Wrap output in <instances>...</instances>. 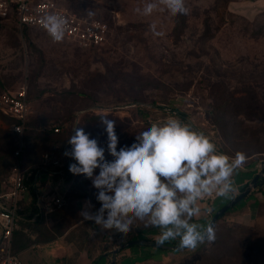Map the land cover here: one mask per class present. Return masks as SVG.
I'll return each mask as SVG.
<instances>
[{"label":"rangeland","instance_id":"rangeland-1","mask_svg":"<svg viewBox=\"0 0 264 264\" xmlns=\"http://www.w3.org/2000/svg\"><path fill=\"white\" fill-rule=\"evenodd\" d=\"M59 1L76 13L105 21L109 39L100 49L87 50L67 40L54 42L39 31L0 28V93L27 85L32 110L22 136L0 127V195L7 191L5 181L17 162L14 155L21 141L24 169L42 167L43 155L53 147L62 163H76L64 153L71 149L67 140L77 120L105 146L100 120H114L119 150L135 142V136L153 122L172 116V108L209 136L219 151L229 156L243 152L247 161L242 168L252 169L264 160L262 0H186L190 13L178 17L166 10L150 17L138 15L135 9L145 0ZM152 23L164 31L163 38L153 36ZM52 125L62 127L59 136L50 134ZM106 158L111 159L107 153ZM256 174L240 169L233 180ZM59 180L64 188L54 193L64 205L39 221L36 242L61 235L62 248L68 249L62 264H78L82 252L91 258L105 251L111 254L138 236L158 240L160 230L139 221L127 235L85 221L79 215L85 201L100 207L91 180L73 174L70 181L49 179L51 184ZM255 197H264V190L235 207ZM224 199L230 201L231 195L216 199L214 215ZM22 204L23 200L20 214L25 213ZM260 210L247 225L223 219L215 229V240L202 248L163 250L142 245L149 255L133 263L124 254L139 247L133 246L117 254L116 264L124 258L122 264H264V203ZM204 218L202 214L194 222L209 225L211 219ZM177 242L167 246L178 247ZM37 251V264H48ZM106 262L103 258L96 264Z\"/></svg>","mask_w":264,"mask_h":264},{"label":"clouds","instance_id":"clouds-1","mask_svg":"<svg viewBox=\"0 0 264 264\" xmlns=\"http://www.w3.org/2000/svg\"><path fill=\"white\" fill-rule=\"evenodd\" d=\"M161 10L172 17L190 13L186 0H145L135 12L150 17ZM41 23L54 42L63 41L68 27L63 16L48 13ZM149 27L153 36H165L156 23ZM100 123L106 146L86 133L77 120L67 140L71 149L64 153L76 161L69 165V172L90 179L97 190L100 207L85 201L79 215L102 230L121 235L130 233L137 221L145 223L160 230V245L178 239L179 248L195 249L213 242L214 226H202L194 218L207 211L203 202L236 192L233 177L246 163V155L224 154L204 132L174 116L153 122L135 136V142L119 150L116 122L102 118ZM7 264H13V258Z\"/></svg>","mask_w":264,"mask_h":264},{"label":"built area","instance_id":"built-area-1","mask_svg":"<svg viewBox=\"0 0 264 264\" xmlns=\"http://www.w3.org/2000/svg\"><path fill=\"white\" fill-rule=\"evenodd\" d=\"M48 13H56L67 20L68 27L63 40L87 50L100 49L108 42L110 27L105 21L76 13L59 0H0V28L11 25L22 33L35 30L51 38L41 23L42 17ZM27 89V85H23L17 90L0 93V115L17 121L10 127L14 135L24 134L25 125L32 115ZM53 132L61 133L60 127L54 126ZM19 144L15 157L21 160L24 144L22 141ZM41 166L42 170L51 173L63 171L61 169L64 163L57 154V147L43 155ZM33 176L19 161L11 168L5 181L7 191L0 195V264H7L10 257L13 258V264H25L13 251V234L18 228V211L27 191L26 183ZM218 198L213 197L203 202V207L207 210L203 217L209 220L213 217V206ZM38 204L41 214L47 215L61 209L64 201L54 193L47 192L38 198Z\"/></svg>","mask_w":264,"mask_h":264},{"label":"crops","instance_id":"crops-1","mask_svg":"<svg viewBox=\"0 0 264 264\" xmlns=\"http://www.w3.org/2000/svg\"><path fill=\"white\" fill-rule=\"evenodd\" d=\"M262 2H264V0H262ZM241 169L243 172L252 171V169H246V168H241ZM29 172H32L34 176L33 178L30 177L27 181V191L25 192L23 196V204H22L23 207H27L30 204V202L33 199V195H34V197L37 200L36 205L39 209L38 198L41 195L47 192L54 193V191H59V190H62V188H64L62 186L61 180L56 182L57 184L56 183L51 184L50 183L51 181H49V179H51L52 182L53 181L55 182L57 177L65 179V177L62 175L63 173L62 171L51 173L48 171H44L41 169V167H39L33 170H29ZM45 177H46V181L44 179ZM252 179L245 178V179H242V181L240 182L234 181L236 192L231 195V200L235 196H237L241 188L248 185ZM262 190H264V188ZM260 191L256 190L251 195L257 194ZM225 200L226 199H224V202H223L224 204H221L219 206V209L223 207V205H226L227 202L229 201V200L227 201ZM262 203H264V197H261V198L255 197V199L253 198L251 201H247V203L245 204L242 203L240 207H234L231 214L226 219H228L230 222L235 223V224H245V225L251 224L252 221L256 219V215L259 216L261 214L260 207L262 208ZM38 214L40 215L39 217H38ZM38 214L35 217L30 218V219H26V218L20 219L19 218L20 221L18 222V228L14 231V234H13V251L20 257V259L25 264H37L38 258L34 252L37 250H38L37 251L38 256L41 257V259L46 258L48 260L47 261L48 264H62L63 261L61 257L68 249L62 248L64 247L63 246L64 244L62 243L61 235L57 236L54 239L48 237L49 240L41 239L40 242H36V238L39 234L38 232H36V230L39 231V228L37 227V225H39V221L43 219V216H44V214H41V212H39ZM203 220L208 221L206 217ZM33 228H36V229L34 230ZM43 233L45 234V232ZM45 236L46 234L43 235V238H45ZM170 242H173V241H170ZM109 253L110 252L105 251V252H102L101 255L99 253V256L93 255V257L91 258L89 257V254L87 252H82L78 256V264H96L98 260H103V258L107 260L106 264H110L111 259H112V252L111 254ZM124 254L126 255V258H130L134 263L135 261L140 260L141 258H147V254L149 255V252L148 251L145 252L144 249L141 246H139L138 249L133 248L130 251V253H127L126 251H124ZM124 259H122L121 262L118 264H122ZM116 262H117V257H116Z\"/></svg>","mask_w":264,"mask_h":264},{"label":"water","instance_id":"water-1","mask_svg":"<svg viewBox=\"0 0 264 264\" xmlns=\"http://www.w3.org/2000/svg\"><path fill=\"white\" fill-rule=\"evenodd\" d=\"M76 126H77V122H76ZM252 171L253 172L257 171V174L251 180V182L248 184L245 190L241 192L239 195L235 196L231 201H229L226 205L221 207L217 212H215V215L211 218L209 224L215 227L217 222L226 214L227 211L234 208L239 202L243 201L246 197H249L254 191L258 190L264 185V160L260 161V163L256 165V167L252 169ZM142 245L155 247L159 249L177 248V247H168L165 244L160 245L157 243V241H145L141 239L132 240L127 243H124L123 245L119 246L117 249L112 251V259L110 264H116L117 254L120 253L121 251L126 250L127 248L133 246H142Z\"/></svg>","mask_w":264,"mask_h":264},{"label":"trees","instance_id":"trees-1","mask_svg":"<svg viewBox=\"0 0 264 264\" xmlns=\"http://www.w3.org/2000/svg\"><path fill=\"white\" fill-rule=\"evenodd\" d=\"M138 108H141V107H138ZM155 109H156V107H154ZM162 109H164V108H167V107H161ZM141 110V109H140ZM172 110V111H171ZM170 111H171V115L172 116H174V117H178V118H180L181 120H183V121H185V122H187V123H189V120L187 119V118H184L183 116H181V115H178L176 112V109H172V108H170ZM5 120H7L8 122H6ZM13 122H17L16 120H13V119H9L8 117H5V116H3V115H0V127L1 128H3V129H5V130H8V131H10L11 132V130H10V127H11V124L13 123ZM190 125H191V123H189ZM54 126H59L60 127V129H61V132H62V127L60 126V125H52L50 128H49V131H50V134L51 135H53V136H59V134H61V133H59V134H55L54 132H53V127ZM197 130V129H196ZM14 157H15V155H14ZM17 161V162H16ZM19 161H20V159L19 158H17V157H15V164L14 165H16V164H18L19 163ZM71 163H69V162H67V163H65L64 164V167H63V169H61V170H63L62 172V175L65 177V179H67V181H70L71 180V178H72V174L69 172V165H70ZM13 165V166H14ZM12 166V167H13ZM26 185H27V183H26ZM248 185H246V186H244V187H242L241 188V190H240V193L241 192H243L244 190H245V188L247 187ZM264 188V185L261 187V188H259L257 191H260V190H262ZM246 198H248V197H246ZM245 198V199H246ZM36 198L34 197V195H33V199H32V201L30 202V204L25 208V209H23V211L25 212V213H21L20 214V210L18 211V216H19V218L21 219V218H26V219H30V218H33V217H35L40 211H39V209H38V207H37V205H36ZM232 210H233V208L232 209H230L229 211H227L226 212V214L217 222V224L215 225V229H217V226H218V224H219V222H221L223 219H226L230 214H231V212H232ZM40 215L38 214V217H39ZM20 220H18V222H19ZM136 239H140V236H138ZM143 239L145 240V241H152L151 239H147V238H145V237H143ZM165 245H170V244H173V242H170V241H167V242H165L164 243ZM177 244H179V242H177ZM208 244V242H205L204 244H201V245H199L198 246V248H202L203 246H205V245H207ZM177 249H179V246L177 247ZM163 250H165V249H163ZM153 259V258H152Z\"/></svg>","mask_w":264,"mask_h":264}]
</instances>
